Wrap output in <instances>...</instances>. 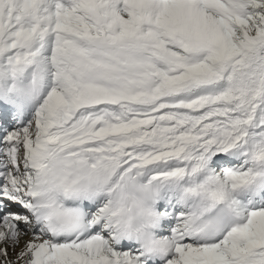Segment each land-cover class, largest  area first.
<instances>
[{
    "label": "snow or ice",
    "instance_id": "obj_1",
    "mask_svg": "<svg viewBox=\"0 0 264 264\" xmlns=\"http://www.w3.org/2000/svg\"><path fill=\"white\" fill-rule=\"evenodd\" d=\"M0 264H264V0H0Z\"/></svg>",
    "mask_w": 264,
    "mask_h": 264
},
{
    "label": "bare ground",
    "instance_id": "obj_2",
    "mask_svg": "<svg viewBox=\"0 0 264 264\" xmlns=\"http://www.w3.org/2000/svg\"><path fill=\"white\" fill-rule=\"evenodd\" d=\"M28 237H25V239H27ZM10 255H12V253L10 252Z\"/></svg>",
    "mask_w": 264,
    "mask_h": 264
}]
</instances>
